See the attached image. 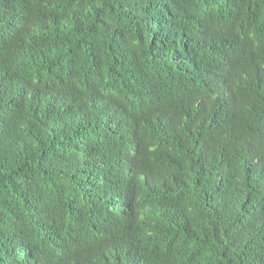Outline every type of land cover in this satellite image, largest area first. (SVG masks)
Masks as SVG:
<instances>
[{
	"label": "clouds",
	"instance_id": "9594fccd",
	"mask_svg": "<svg viewBox=\"0 0 264 264\" xmlns=\"http://www.w3.org/2000/svg\"><path fill=\"white\" fill-rule=\"evenodd\" d=\"M0 213V264H264V0H0Z\"/></svg>",
	"mask_w": 264,
	"mask_h": 264
},
{
	"label": "trees",
	"instance_id": "16d2710c",
	"mask_svg": "<svg viewBox=\"0 0 264 264\" xmlns=\"http://www.w3.org/2000/svg\"><path fill=\"white\" fill-rule=\"evenodd\" d=\"M12 190H13V192L16 191L15 188H13ZM9 211H10V209H9ZM0 214H3V213H0ZM37 226L39 227V224H38V223H37ZM177 227H179V225H178ZM184 231H185V235H189V236L191 235V234L188 232V229H187V228H185ZM30 255H31V253H28V254L25 256V261H27L28 256H30ZM192 255H195V253H192ZM25 261H22L21 264H25ZM185 264H187V262H185Z\"/></svg>",
	"mask_w": 264,
	"mask_h": 264
}]
</instances>
